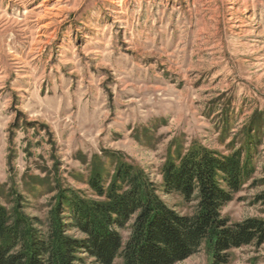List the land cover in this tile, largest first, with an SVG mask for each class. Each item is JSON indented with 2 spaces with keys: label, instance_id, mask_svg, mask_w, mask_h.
<instances>
[{
  "label": "rangeland",
  "instance_id": "1",
  "mask_svg": "<svg viewBox=\"0 0 264 264\" xmlns=\"http://www.w3.org/2000/svg\"><path fill=\"white\" fill-rule=\"evenodd\" d=\"M194 145L245 151L253 175L222 215L264 220V0H0V205L21 196L46 232L60 192L91 197L131 165L192 214L162 169ZM212 262L204 244L177 264ZM229 264H264V243Z\"/></svg>",
  "mask_w": 264,
  "mask_h": 264
},
{
  "label": "trees",
  "instance_id": "2",
  "mask_svg": "<svg viewBox=\"0 0 264 264\" xmlns=\"http://www.w3.org/2000/svg\"><path fill=\"white\" fill-rule=\"evenodd\" d=\"M244 154L238 150L223 155L194 145L163 167L164 193L194 203L192 214L168 207L158 187L131 165L121 166L108 181L101 174L92 177L91 197L60 192L46 232L38 228L39 219L22 211L21 196L11 210L0 205V264H84L82 255L95 264H113L116 258L124 264H177L204 244L212 264H229L233 250L264 243V220L232 223L222 215L253 175ZM257 201L264 207V191ZM129 223L130 236L124 242L120 230ZM73 230L83 236H69Z\"/></svg>",
  "mask_w": 264,
  "mask_h": 264
}]
</instances>
